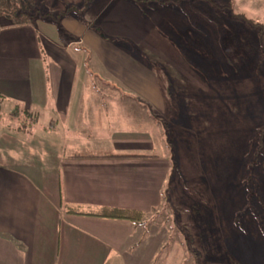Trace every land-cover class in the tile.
Returning a JSON list of instances; mask_svg holds the SVG:
<instances>
[{
  "label": "crops",
  "instance_id": "0c3cea01",
  "mask_svg": "<svg viewBox=\"0 0 264 264\" xmlns=\"http://www.w3.org/2000/svg\"><path fill=\"white\" fill-rule=\"evenodd\" d=\"M237 4L244 13L264 21V0H237ZM214 9L201 1L141 8L128 0H94L84 16L87 27L71 18L61 23L64 30L68 25L70 32L83 37L84 53L64 43L60 26L42 19L22 23L18 15L0 12V123L18 122L24 128L30 122L24 117H35V125L28 128L48 125L54 146L63 143L67 149H87L93 139L109 136L103 115L112 116L113 125L118 118L116 127L122 128L116 110H122L117 101L125 99L124 92L129 98L138 95L162 101L174 97L167 84L174 86L181 99L183 83L189 81L219 94L221 77H230L229 82L247 80L249 74L236 72L235 66L251 70L252 58L233 60L235 40L220 31L227 13ZM122 40L132 48L123 47ZM84 65L94 77L83 73ZM94 78L108 93L91 91ZM239 101L243 102L239 110L238 105L235 108L238 117L246 110L254 122L264 123L257 96ZM130 106L135 107L133 102ZM183 108L189 106L184 103ZM209 109L216 110L213 104ZM185 113L190 128L194 127L193 115ZM213 115L210 129L216 116L221 118ZM140 138L114 134V151L94 159L82 155L64 159L57 154L60 174L47 184L44 175L33 177L23 168L0 164V264H151L163 239L155 233L151 236L147 224H152L151 213L162 204L168 171L159 158L125 153L149 148L150 140ZM249 141L246 136L245 149ZM233 154L230 151L215 166L229 171L243 162L245 152L237 160ZM262 170L264 162L259 168L264 182ZM234 174L229 180V205H218L220 226L231 235L224 238L225 255L232 264H264V230L256 212L248 210L252 208L251 182L257 181L244 177L237 181L239 175ZM220 176L211 177L212 182H225ZM222 188L218 184L217 190ZM103 208L141 212L145 219L136 223L94 215ZM243 210L250 215L241 220Z\"/></svg>",
  "mask_w": 264,
  "mask_h": 264
},
{
  "label": "rangeland",
  "instance_id": "374dc122",
  "mask_svg": "<svg viewBox=\"0 0 264 264\" xmlns=\"http://www.w3.org/2000/svg\"><path fill=\"white\" fill-rule=\"evenodd\" d=\"M88 1L0 0V12L13 16L18 15L21 18L34 16L33 20L36 21L45 17L46 14L55 15L60 11H65L71 5L77 9H82L84 3H88L90 6L91 2ZM193 1L209 3L213 9L215 8V12L218 10L217 12L227 13V16L221 20L220 31L232 36L235 40L233 48L236 53L233 60L236 57L237 59L249 56L252 58L249 66L252 68L251 70L246 71L242 67L235 66L236 72L249 74L247 80H238V82L230 80L229 82L230 77H221L217 82L220 87L219 94L199 82L192 81L190 84L189 81V83H183L181 99L175 95L174 86L167 84L165 88H168L174 97L163 99V102L152 97L149 98L150 100L143 99L138 95H136L138 98L136 96L129 98L127 96L129 94L124 92L125 99L117 101L118 107H122V110L121 112L116 110V116L122 119V128L121 126L116 127L119 122L118 118H116V125H113V117L103 115L104 125L109 124L108 133H106V136H109L103 140L93 139L92 145L87 149H67L63 143L54 146L52 133L47 128L48 125H39L38 129L36 127L28 128L35 125V117H24L30 121L29 125L24 128H19L21 125L18 122L14 124L0 123V126L5 125L0 127V164L23 168L33 177L44 175L46 182L43 183L45 184L60 174L59 161L61 159L56 158L57 154L62 155L64 159H71L70 157L75 155V157L82 155L85 159H94L95 155L114 151L115 146L112 142L114 134L117 137L135 135L141 137L140 139L150 140L149 148L128 150L125 153L147 154L159 158L163 163V168L168 171L162 204L151 213L154 218L152 224H147V229L150 227L148 232L151 236L155 233L158 239H163V245L159 248L157 257L152 260L151 264H232L225 255L227 246L224 240L231 235L220 226L222 213L218 210L219 203L226 207L229 205L228 195L231 192L229 180L233 179L232 173H235L234 176L239 175L237 181L242 177L250 181L255 178L257 181L256 184L251 182L250 203H248L252 208L248 210L252 209L256 212L255 216L264 230V182L259 175L260 165L264 162V123L254 122V117L251 114L246 115V110L242 111V117H238L235 109L238 105L237 109L239 110L243 102H237L238 99L243 100L245 96L251 95L258 97L260 107L257 110H261L260 114L264 113V30L260 32V29L255 26V24H261L264 28V21L258 20L259 18H256L255 14L250 16L249 13H244L238 6L237 0H234L233 3L232 0H141L138 4L132 2L141 8H167L172 4L178 5ZM84 16L80 14L77 18L72 16L71 19L77 21L81 19L83 20H80L82 25L86 26L85 21L87 20ZM242 16L255 24L247 22L241 18ZM261 17L263 18V16ZM21 22L31 23L25 18ZM66 27L67 30H64L60 26L63 31L64 43L72 48L76 47L77 50L84 53L86 44L81 41L83 37L77 32H70L68 25ZM55 28L58 30L57 26ZM119 42H125V40ZM122 46L132 48L126 42L122 43ZM222 48L226 49L227 47L224 45ZM137 56L138 54L135 55V57ZM226 57L228 56L226 55ZM88 68L87 65H84L83 73ZM86 73H88V77H94L91 72ZM105 75H107L106 72ZM187 78L192 80L189 76ZM187 78H183V81ZM89 87L95 94L108 93L100 80L95 78L92 86ZM126 91L130 92V89L126 87ZM200 96L201 98L197 101L196 97ZM182 97H186L187 102ZM219 97H221L220 101ZM138 99L141 101L140 104ZM131 102H133L134 108L130 106ZM111 103L109 102L110 113ZM134 103L139 104V107ZM184 103L187 108L189 106V109L185 111L188 110V113L190 112L193 115L191 117L194 118L195 123L192 128H190V118L186 116L183 108ZM212 104L215 111L209 109ZM243 109L244 104L241 106V110ZM213 114H218L221 118L216 116V121L213 122L214 125L210 129L209 121L215 119ZM246 136L250 141L245 149ZM230 151H233L235 160L240 159L245 152L243 162L238 161L232 168H229V171L223 168L218 169L215 164L225 158ZM256 152L261 154L258 162L253 163V167L252 161L248 160L247 155L254 157ZM256 165L258 166L256 167ZM239 167L240 172L237 171ZM218 175H221L220 177L225 182L214 184L212 178H216ZM220 183L224 185L225 189L222 188L218 191ZM232 183L236 184L233 180ZM242 203H244L243 198ZM242 205L240 204L239 208ZM248 210L246 213L243 210L241 220L250 215ZM236 220H239V217H236ZM253 230H256L255 227ZM109 264L111 263L109 262Z\"/></svg>",
  "mask_w": 264,
  "mask_h": 264
},
{
  "label": "trees",
  "instance_id": "16d2710c",
  "mask_svg": "<svg viewBox=\"0 0 264 264\" xmlns=\"http://www.w3.org/2000/svg\"><path fill=\"white\" fill-rule=\"evenodd\" d=\"M94 0H89L88 2H92ZM128 1H134L136 3H139L140 1L138 0H128ZM234 0H232L233 3ZM169 3V2H166ZM88 3H84L82 9L78 8L71 5L68 6L65 11H60L58 14H46L45 17H41L43 19V21H45L46 23H52L55 24L57 26H61V23L67 19V18H71L72 16L76 17L80 14L85 15L86 12L88 11ZM82 16V15H81ZM33 17L34 16H25L24 18L26 20H28L29 22H33ZM24 18L19 17V20H23ZM241 18L245 19L247 22L255 24L253 21L246 19L244 16H242ZM40 19V18H39ZM81 20V19H80ZM78 19V21H80ZM82 21V20H81ZM256 27H258L260 29V32H263L264 28L263 26H261V24H255ZM263 137H264V133H263ZM254 142V141H253ZM255 147V146H254ZM261 153L260 152H256L255 156L252 157V155H247L248 160L252 161V166L254 167V162H258L259 159V155ZM109 158H117L114 156H111ZM258 165H256L257 167ZM79 213V212H77ZM95 216L98 217H103V218H110V219H119V220H128V221H132V222H136V223H140L145 219V214L141 213V212H136V211H131V210H121V209H110V208H103L100 210L99 213L94 214Z\"/></svg>",
  "mask_w": 264,
  "mask_h": 264
},
{
  "label": "built area",
  "instance_id": "2783aa9c",
  "mask_svg": "<svg viewBox=\"0 0 264 264\" xmlns=\"http://www.w3.org/2000/svg\"><path fill=\"white\" fill-rule=\"evenodd\" d=\"M2 111H1V107H0V115H1Z\"/></svg>",
  "mask_w": 264,
  "mask_h": 264
}]
</instances>
